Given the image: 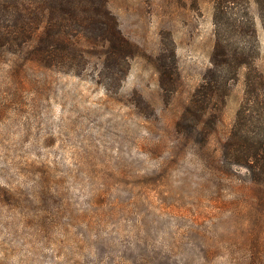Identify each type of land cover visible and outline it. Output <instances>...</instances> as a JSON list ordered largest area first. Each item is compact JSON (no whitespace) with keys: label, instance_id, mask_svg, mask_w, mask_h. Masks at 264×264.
Segmentation results:
<instances>
[{"label":"rangeland","instance_id":"obj_1","mask_svg":"<svg viewBox=\"0 0 264 264\" xmlns=\"http://www.w3.org/2000/svg\"><path fill=\"white\" fill-rule=\"evenodd\" d=\"M198 4L108 0L135 47L110 89L96 57L76 75L0 48V264L264 263V211L249 230L247 172L222 156L245 70L205 146L176 127L214 47L213 4ZM251 12L264 71L254 2ZM163 52L175 65L170 98Z\"/></svg>","mask_w":264,"mask_h":264},{"label":"trees","instance_id":"obj_2","mask_svg":"<svg viewBox=\"0 0 264 264\" xmlns=\"http://www.w3.org/2000/svg\"><path fill=\"white\" fill-rule=\"evenodd\" d=\"M211 2L214 47L210 66L176 127L199 148L205 146L241 70H245L243 97L222 145V156L247 172L248 178L238 181L240 195L246 200L249 230H256L262 222L261 213H257L264 211V71L257 65L260 42L251 3L257 5L264 29V0ZM195 4L199 5L198 0ZM0 48L76 75H83L96 57L100 66L96 81L109 89L120 85L135 55V47L122 33L108 0H0ZM168 58L161 53L157 67L161 88L170 98L177 86L175 65ZM256 204H260L257 212ZM248 264L264 263L253 260Z\"/></svg>","mask_w":264,"mask_h":264}]
</instances>
